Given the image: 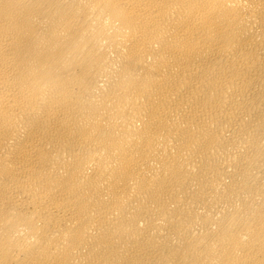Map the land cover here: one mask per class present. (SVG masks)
<instances>
[{
	"label": "bare ground",
	"instance_id": "bare-ground-1",
	"mask_svg": "<svg viewBox=\"0 0 264 264\" xmlns=\"http://www.w3.org/2000/svg\"><path fill=\"white\" fill-rule=\"evenodd\" d=\"M0 264H264V0H0Z\"/></svg>",
	"mask_w": 264,
	"mask_h": 264
}]
</instances>
